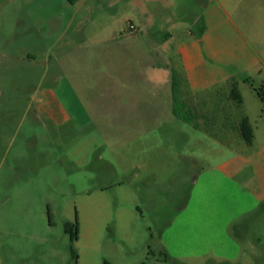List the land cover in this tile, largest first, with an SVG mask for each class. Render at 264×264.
<instances>
[{"label": "crops", "instance_id": "0c3cea01", "mask_svg": "<svg viewBox=\"0 0 264 264\" xmlns=\"http://www.w3.org/2000/svg\"><path fill=\"white\" fill-rule=\"evenodd\" d=\"M65 1L71 12L62 45L48 56L60 69V93L58 86L37 88L31 108L37 118L67 132H88L77 143L78 162L97 156L99 138L109 148L98 154L100 160L109 158L121 163L125 175L159 184L184 164L198 163L178 145L189 135L223 147L216 163L193 179L183 209L195 240L218 241L238 217L264 209V141L257 143L240 90L243 81L255 84L252 74L260 72L261 61L226 5L220 0ZM173 75L178 96L195 115L193 123L174 114ZM234 86L241 105L231 97ZM244 118L253 128L251 144L238 131Z\"/></svg>", "mask_w": 264, "mask_h": 264}, {"label": "rangeland", "instance_id": "374dc122", "mask_svg": "<svg viewBox=\"0 0 264 264\" xmlns=\"http://www.w3.org/2000/svg\"><path fill=\"white\" fill-rule=\"evenodd\" d=\"M220 1L261 61L252 74L259 86L264 0ZM70 6L65 0H0V264H264L263 208L238 217L215 242L195 240L183 216L193 179L216 163L223 147L186 135L178 145L198 163L156 184L125 175L121 163L100 160L109 148L99 138L97 156L78 162L77 143L88 132H67L37 118L34 91L60 85V69L48 56L61 48ZM197 15L200 21L199 9ZM240 90L261 143L256 93L244 81ZM67 222H78L77 239L65 232Z\"/></svg>", "mask_w": 264, "mask_h": 264}, {"label": "trees", "instance_id": "16d2710c", "mask_svg": "<svg viewBox=\"0 0 264 264\" xmlns=\"http://www.w3.org/2000/svg\"><path fill=\"white\" fill-rule=\"evenodd\" d=\"M69 1L72 3H76L78 0H69ZM251 87L263 105L262 113L264 115V84H261L259 86H255L251 84ZM173 93H174L173 110H174L175 116L184 122L193 123L195 120V115L187 109L183 100L178 96L177 81H176L175 75H173ZM231 97L238 105L242 104V96L237 90L236 86H234L231 91ZM196 127L198 128L199 126L196 125ZM238 131H239L240 136L244 139V141L247 144H251L253 142L254 132H253L252 125L248 118L242 119V121L240 122L238 126ZM48 215H49V219L51 220L50 211ZM78 229H79L78 222L74 224L67 222L65 224V232L70 234L72 240L78 238ZM72 255L75 259H78V254L75 250L72 251ZM104 264H111V263L108 261H105Z\"/></svg>", "mask_w": 264, "mask_h": 264}, {"label": "built area", "instance_id": "2783aa9c", "mask_svg": "<svg viewBox=\"0 0 264 264\" xmlns=\"http://www.w3.org/2000/svg\"><path fill=\"white\" fill-rule=\"evenodd\" d=\"M133 28V27H132Z\"/></svg>", "mask_w": 264, "mask_h": 264}]
</instances>
